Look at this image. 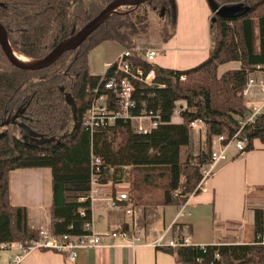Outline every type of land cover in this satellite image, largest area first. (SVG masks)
Returning a JSON list of instances; mask_svg holds the SVG:
<instances>
[{
  "label": "trees",
  "instance_id": "16d2710c",
  "mask_svg": "<svg viewBox=\"0 0 264 264\" xmlns=\"http://www.w3.org/2000/svg\"><path fill=\"white\" fill-rule=\"evenodd\" d=\"M114 0H0V22L12 47L31 59H41L73 30L83 28ZM218 7H235L234 14L213 9L215 30L209 56L188 69L163 67L145 60L136 66L156 71V85L138 86L134 115L145 111L158 120L148 132L132 131L130 136V187L132 208L180 207L201 191L204 166L212 162L214 139L233 134L238 121L248 111L243 91L250 73L264 66V0H213ZM163 19L159 35L164 42L176 33V0H149L138 8L125 7L111 15L77 49L65 52L42 70L14 66L0 45V124L20 112L21 121L39 141L26 142L18 135V124L0 130V249L40 238L41 228L30 221L29 209L13 205L10 174L16 169L50 168L53 201L50 207V235L56 239L91 233L92 163L95 135L107 140L119 127H132L130 120H117L108 131L92 133L84 122L94 100L110 96L109 108H118L105 83L116 73L113 62L104 73L93 74L90 56L106 41L124 49L138 47V39L148 37L150 12ZM229 63L238 67L221 68ZM185 78H182V77ZM180 108V119L175 110ZM144 110V111H142ZM74 126L69 130L71 122ZM208 126L207 146L198 153L193 142V123ZM246 148L256 140L264 143V115L246 126ZM43 138L42 141L41 138ZM47 139V140H46ZM28 141V140H27ZM99 156V155H98ZM102 156V155H101ZM100 157V156H99ZM101 182L113 179L111 167L102 156ZM84 212V213H82ZM256 240L253 243L187 244L186 224L176 223L172 235L176 246H162L178 264H264V209L256 208ZM188 232H191L189 228Z\"/></svg>",
  "mask_w": 264,
  "mask_h": 264
},
{
  "label": "crops",
  "instance_id": "0c3cea01",
  "mask_svg": "<svg viewBox=\"0 0 264 264\" xmlns=\"http://www.w3.org/2000/svg\"><path fill=\"white\" fill-rule=\"evenodd\" d=\"M176 2L178 17L175 35L166 42L141 38L138 46L157 49L161 54L154 60L157 65L188 69L209 56L214 12L208 0ZM102 54L103 49L99 56ZM112 63L104 64V72ZM90 66L93 74H100L92 70L91 58ZM234 67L238 64L229 63L221 70ZM179 117L175 114L174 118L179 120ZM202 124L205 123H197L193 128L194 146L202 143L204 138L207 141V124L206 129L194 130ZM23 134L28 141L36 142L38 139L25 132ZM216 142L214 139L213 149L217 148ZM119 168H111L113 179L101 185L100 198L129 192L128 172ZM10 197L13 205L29 209L34 227L48 228L53 201L52 170H13L10 174ZM129 208H132L129 203L121 202L118 208L112 209L104 200H99L94 210V231L103 236V241L98 247L78 248L75 261H69L63 252L44 249L29 254L24 264H178L175 255L159 248L170 245L171 241L177 244L172 235L176 223L188 225L185 235L191 229V239L186 235L187 244L253 243L256 240L254 210L264 209V143L256 140L254 149L242 154L232 150L230 158L214 165L211 174L201 183V191L191 195L183 206L132 208V214L127 213ZM120 226H123L122 231H119ZM123 231L125 234H122ZM17 253L14 246L0 249V264H13Z\"/></svg>",
  "mask_w": 264,
  "mask_h": 264
},
{
  "label": "built area",
  "instance_id": "2783aa9c",
  "mask_svg": "<svg viewBox=\"0 0 264 264\" xmlns=\"http://www.w3.org/2000/svg\"><path fill=\"white\" fill-rule=\"evenodd\" d=\"M158 55L157 49L136 47L133 49H124L120 56L115 61L116 73L121 74L120 77L113 76L105 83V88L110 90L114 97V103L117 109L109 108L110 96L102 94L96 98L88 110L84 124L91 129L92 133L100 130L108 131L109 128L114 126L117 120H130L132 127L136 128V132H148L143 123L147 118L151 121L152 126L155 127L158 123L152 115L147 114L144 110L142 115H134L132 112L137 108L138 100L135 93L138 86L153 87L156 85V71L152 68L146 71L143 67L136 66L135 60H145L149 63H154ZM182 78H185L184 76ZM245 101L248 105L247 113L239 118L237 130L231 134H222L215 139L218 142V147L213 149L212 162L205 165L202 171V182L211 174L214 165L219 161H226L230 158V152H240L244 150L249 143V138L244 134L246 126L253 124L258 117L264 115V66L258 65L256 69L250 73L249 80L243 91ZM180 108L175 110V114L180 115ZM201 121L193 123L195 126ZM92 163L94 172L92 175V189L89 196L92 205V221L87 224V229L91 233L78 236V237H64V239H56L50 235L48 229H42L40 238L30 245L25 246L22 243H17L12 246L16 247L18 253L13 258V264H24L25 258L34 251L52 249L55 251L63 252L67 255L69 261H75L77 258V250L81 247H98L103 241V236L94 231V210L96 209L97 202L104 200L106 205L112 209L120 206L121 202H130L128 193H121L119 196H111L108 198H100V187L102 184L101 177L103 175V160L101 157L93 154ZM130 177V173H127ZM183 206V205H182ZM132 208L127 210V213L132 214ZM84 213V212H82ZM182 214V212H181ZM123 226L119 227L122 231ZM122 234H125L123 231ZM264 242V235L262 236ZM171 246H176L173 241L170 242ZM11 247V246H10ZM8 245H2V248H10Z\"/></svg>",
  "mask_w": 264,
  "mask_h": 264
},
{
  "label": "rangeland",
  "instance_id": "374dc122",
  "mask_svg": "<svg viewBox=\"0 0 264 264\" xmlns=\"http://www.w3.org/2000/svg\"><path fill=\"white\" fill-rule=\"evenodd\" d=\"M209 2V0H208ZM144 5V4H143ZM209 5L212 9V6L209 2ZM147 8L150 12V30H149V38L151 39H161V36L159 35L160 27L163 23L162 17L160 15L153 11L150 6L147 5ZM215 30L212 28V38H214ZM146 38V37H141ZM139 38L138 40H140ZM102 56H99V53H102ZM124 51V48L121 44L114 42V41H106L101 46L97 47L95 50L91 53V64H92V70L97 73H103L104 72V64L106 62H115L117 58L120 56V54ZM158 55H161L160 53ZM94 66V67H93ZM5 121V120H4ZM0 124V130L2 129L3 122ZM74 120L71 122L69 130H71L74 126ZM18 124V135L23 138L26 142L27 136L24 135V130L21 129L22 121L20 118V115L18 119L14 122ZM144 125L147 129H152V123L149 119H144ZM133 129L136 130L135 127H119L115 130L114 134L112 133L107 140H104L102 138V134H96L95 135V150L96 155L102 157L104 156L107 159V162L109 166L112 168L113 166L120 167L119 170L121 171H127L130 173L131 176V166L130 164V136L133 131ZM200 129H206V125L202 124L197 126L194 130L199 131ZM27 139V140H26ZM37 141H39L37 139ZM204 141V142H203ZM196 144L194 146L195 152H199L201 149L206 148L207 141L204 138V140ZM217 141V140H216ZM216 145L218 147V143L216 142ZM102 155V156H101ZM130 179V177L127 176V179ZM120 180L119 178H116ZM47 229V228H43ZM187 238L191 239L192 233H186Z\"/></svg>",
  "mask_w": 264,
  "mask_h": 264
},
{
  "label": "water",
  "instance_id": "95a60500",
  "mask_svg": "<svg viewBox=\"0 0 264 264\" xmlns=\"http://www.w3.org/2000/svg\"><path fill=\"white\" fill-rule=\"evenodd\" d=\"M149 0H114L112 1L107 7H105L96 17H94L89 23H87L83 28L76 31L73 30V34L70 38L62 41L59 43L50 53H48L45 57L35 60L32 59L31 61H21L15 55V49L12 47L7 31L5 27L0 22V45L10 60V62L21 69H29V70H42L54 64L58 61L62 55L67 51H72L77 49L92 33L95 32L111 15L116 12H119L121 9L125 7H134L138 8L141 5L147 3ZM213 9L216 10L217 13L220 14H234L238 8L235 7H218L213 0H209ZM215 18L213 22H215ZM20 115V112L14 115L13 117L7 118L3 122V126L14 123ZM22 129L25 133L29 136H37L33 131L30 130L23 122L21 125ZM42 141L43 138L40 137ZM47 140V139H46ZM30 143L34 144V141H30Z\"/></svg>",
  "mask_w": 264,
  "mask_h": 264
},
{
  "label": "bare ground",
  "instance_id": "6f19581e",
  "mask_svg": "<svg viewBox=\"0 0 264 264\" xmlns=\"http://www.w3.org/2000/svg\"><path fill=\"white\" fill-rule=\"evenodd\" d=\"M15 52V55L21 60V61H31L32 59L29 58L28 56L22 54L21 52H18V51H14Z\"/></svg>",
  "mask_w": 264,
  "mask_h": 264
}]
</instances>
